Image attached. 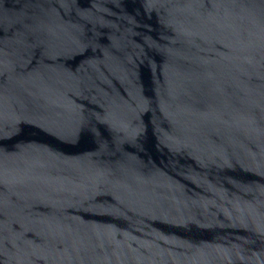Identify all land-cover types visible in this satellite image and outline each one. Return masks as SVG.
<instances>
[{
    "label": "water",
    "instance_id": "obj_1",
    "mask_svg": "<svg viewBox=\"0 0 264 264\" xmlns=\"http://www.w3.org/2000/svg\"><path fill=\"white\" fill-rule=\"evenodd\" d=\"M0 264H264V0H0Z\"/></svg>",
    "mask_w": 264,
    "mask_h": 264
}]
</instances>
